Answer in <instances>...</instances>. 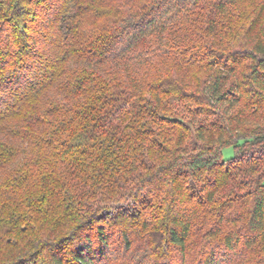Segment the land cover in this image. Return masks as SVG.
<instances>
[{
  "label": "trees",
  "instance_id": "obj_1",
  "mask_svg": "<svg viewBox=\"0 0 264 264\" xmlns=\"http://www.w3.org/2000/svg\"><path fill=\"white\" fill-rule=\"evenodd\" d=\"M0 264H264V0H0Z\"/></svg>",
  "mask_w": 264,
  "mask_h": 264
},
{
  "label": "rangeland",
  "instance_id": "obj_2",
  "mask_svg": "<svg viewBox=\"0 0 264 264\" xmlns=\"http://www.w3.org/2000/svg\"><path fill=\"white\" fill-rule=\"evenodd\" d=\"M250 7V5H246L243 7L244 11H248L247 9ZM235 149L234 147H226L223 150V157L225 160H231L234 157Z\"/></svg>",
  "mask_w": 264,
  "mask_h": 264
}]
</instances>
